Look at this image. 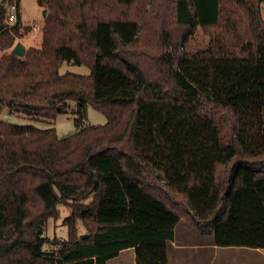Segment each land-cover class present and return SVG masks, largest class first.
<instances>
[{
  "label": "trees",
  "instance_id": "obj_1",
  "mask_svg": "<svg viewBox=\"0 0 264 264\" xmlns=\"http://www.w3.org/2000/svg\"><path fill=\"white\" fill-rule=\"evenodd\" d=\"M13 2L0 0V109L48 121L76 101L78 129L0 117V264H108L128 247L169 264L174 229L100 219L112 176L219 246L264 248V0H38L41 44L24 56ZM198 25L201 49L175 39ZM89 105L107 122L85 124ZM63 204L68 238L49 241Z\"/></svg>",
  "mask_w": 264,
  "mask_h": 264
},
{
  "label": "rangeland",
  "instance_id": "obj_2",
  "mask_svg": "<svg viewBox=\"0 0 264 264\" xmlns=\"http://www.w3.org/2000/svg\"><path fill=\"white\" fill-rule=\"evenodd\" d=\"M20 4V11L22 6V14L24 18L28 21L30 20L29 22L24 21L23 24L29 25L31 28L18 39L27 44L26 49L29 46H40L42 27L48 10L43 6V8H41L38 0H22V3ZM44 9L47 10L45 15L43 14ZM262 14L264 16V4L262 5ZM185 31L186 30L184 29H178L175 32L174 37L175 39H180L187 36L186 43L189 50L195 51L201 49L211 40L209 32L199 25L195 26L192 30H189L187 34H184ZM15 44L12 47H14ZM60 71L61 73L67 71L82 74L91 73L89 66L77 62H64L60 67ZM77 108V102L71 100L69 101V107L66 112L59 113L55 119L48 121L41 120L37 117H30L25 113H10L8 109H0V117L16 123H32L40 127H56L59 136L65 137L78 129L76 124V118L78 115ZM106 122L107 117L102 111L92 105L88 106V114L85 124H104ZM106 182L107 192L104 197V212H101L99 216L101 220L113 221L119 220L120 218L130 219L129 215L131 214L127 212L123 213V211L125 208L126 211L129 210V207H131L129 202H132V200L138 202L139 206L137 208H142V205L140 204L143 203L146 208H152L158 213L163 212V207L149 196H144L138 190L139 187L135 182L129 181L135 187H126L125 184L128 182H125L122 186L124 181L118 180V178L114 176L107 178ZM70 212L71 210L68 205H60V212L56 213L49 219L45 231V235L49 241H53L55 238L60 241L68 238L69 226L65 222L67 217L71 214ZM107 213H113V216H107ZM171 217L172 221L169 222L170 225L166 226L177 231L176 242L181 245V247L170 246L171 264H264V249L253 250L250 248L252 251L246 254L244 249L238 250L235 246H221L222 249H219L216 253L213 248L204 246L214 240V234H202L195 229L188 228L182 218H178L174 215ZM152 224L156 223L152 222ZM79 229L81 232L85 231L81 222L79 223Z\"/></svg>",
  "mask_w": 264,
  "mask_h": 264
},
{
  "label": "crops",
  "instance_id": "obj_3",
  "mask_svg": "<svg viewBox=\"0 0 264 264\" xmlns=\"http://www.w3.org/2000/svg\"><path fill=\"white\" fill-rule=\"evenodd\" d=\"M20 3H22V0ZM40 7L43 8L42 6H40ZM21 13H22V6H21ZM22 20H23V23H24V21H27V22L30 21V20L29 21L26 20L24 18L23 14H22ZM18 41H21V40L18 39L17 42ZM21 42L25 46H27V44L25 42H23V41H21ZM12 49H13V47H12ZM133 198H135V197H133ZM129 204L131 207H129V210L127 211V213L131 214V215H129L130 219H132L133 221L136 222V225L139 229H155V228H160V227L169 228L166 225H170L169 222L172 221V217H171L172 215L170 213H168L164 210H162L164 213L163 212L158 213L157 211H155L152 208H146V206L143 203L140 204V205H142V208H137L139 206V204L135 200H132V202H129ZM131 209H132V211H131ZM108 216H113V213H110ZM152 222H154L156 224H152ZM143 227H155V228H143ZM174 232H175V238H174V240H171L169 242V245H168L169 264H171L170 246L172 245V246L181 247V245L176 242L177 231L175 229H174ZM204 246L213 248L216 253L218 252L219 249H222L221 246L215 244L214 240L211 241L209 244H205ZM222 247H224V246H222ZM235 248H237L238 250L244 249L246 254H248V252H251L252 251L251 249H253V250L264 249V248H251L250 249V247H239V246H235ZM108 264H137L135 247H128V248L122 249L117 256H114L108 260Z\"/></svg>",
  "mask_w": 264,
  "mask_h": 264
},
{
  "label": "built area",
  "instance_id": "obj_4",
  "mask_svg": "<svg viewBox=\"0 0 264 264\" xmlns=\"http://www.w3.org/2000/svg\"><path fill=\"white\" fill-rule=\"evenodd\" d=\"M18 10H19L18 2L17 0H14V2L10 6V12L8 15V21L10 24H13L17 21Z\"/></svg>",
  "mask_w": 264,
  "mask_h": 264
},
{
  "label": "water",
  "instance_id": "obj_5",
  "mask_svg": "<svg viewBox=\"0 0 264 264\" xmlns=\"http://www.w3.org/2000/svg\"><path fill=\"white\" fill-rule=\"evenodd\" d=\"M46 12L47 10L44 9L43 14L45 15ZM12 51L19 56H24L26 53V46L21 41H18L13 47Z\"/></svg>",
  "mask_w": 264,
  "mask_h": 264
}]
</instances>
